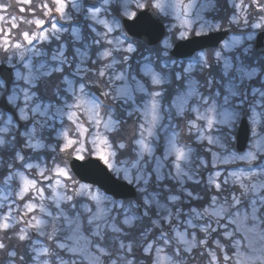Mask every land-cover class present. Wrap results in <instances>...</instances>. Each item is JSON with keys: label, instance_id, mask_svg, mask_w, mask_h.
Masks as SVG:
<instances>
[{"label": "snow or ice", "instance_id": "1", "mask_svg": "<svg viewBox=\"0 0 264 264\" xmlns=\"http://www.w3.org/2000/svg\"><path fill=\"white\" fill-rule=\"evenodd\" d=\"M22 3L0 264H264V0Z\"/></svg>", "mask_w": 264, "mask_h": 264}, {"label": "flooded vegetation", "instance_id": "2", "mask_svg": "<svg viewBox=\"0 0 264 264\" xmlns=\"http://www.w3.org/2000/svg\"><path fill=\"white\" fill-rule=\"evenodd\" d=\"M16 3V8H17V1L14 0ZM39 2L43 1V0H38ZM0 16H4L5 17V21L0 22V26H3L5 28L10 27V24L7 23V21L11 20V17H16V23L19 24V29H13V35L15 36L17 34L18 31H25V30H34V25H29L26 22L28 21V18L26 15H24V13L22 12H18L16 11V8L13 10L11 8L10 5V1L9 0H0ZM6 9V10H5ZM31 15V14H29ZM36 19L37 18H45L42 16L41 10L39 8H36V15H35ZM21 19L24 22H21ZM231 34V33H229ZM5 53L3 52V49L0 48V59H2L4 57ZM77 179H79L77 177Z\"/></svg>", "mask_w": 264, "mask_h": 264}, {"label": "rangeland", "instance_id": "3", "mask_svg": "<svg viewBox=\"0 0 264 264\" xmlns=\"http://www.w3.org/2000/svg\"><path fill=\"white\" fill-rule=\"evenodd\" d=\"M16 1L18 3L17 4V10L20 9L21 7H24L25 11L23 13H24V15L27 16L28 20H35L36 19L35 16L29 15L30 11L28 10V5L23 4L22 0H16ZM43 2H44V0L41 1V2H39L38 0H32V7H36V5H39V4L43 3ZM48 2L51 3V0H48ZM0 10H1V8H0ZM19 12H20V10H19Z\"/></svg>", "mask_w": 264, "mask_h": 264}, {"label": "water", "instance_id": "4", "mask_svg": "<svg viewBox=\"0 0 264 264\" xmlns=\"http://www.w3.org/2000/svg\"><path fill=\"white\" fill-rule=\"evenodd\" d=\"M10 2H11V7L14 8L15 4H14L13 0H11ZM261 39H264V38H261ZM209 43H211V42H209ZM77 177L80 178L79 176H77ZM89 182H91V180H89Z\"/></svg>", "mask_w": 264, "mask_h": 264}]
</instances>
